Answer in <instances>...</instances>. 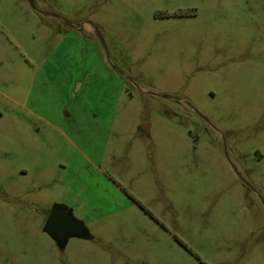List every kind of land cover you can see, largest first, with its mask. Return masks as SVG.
<instances>
[{
  "label": "rangeland",
  "instance_id": "374dc122",
  "mask_svg": "<svg viewBox=\"0 0 264 264\" xmlns=\"http://www.w3.org/2000/svg\"><path fill=\"white\" fill-rule=\"evenodd\" d=\"M0 264H264V0H0Z\"/></svg>",
  "mask_w": 264,
  "mask_h": 264
},
{
  "label": "water",
  "instance_id": "95a60500",
  "mask_svg": "<svg viewBox=\"0 0 264 264\" xmlns=\"http://www.w3.org/2000/svg\"><path fill=\"white\" fill-rule=\"evenodd\" d=\"M140 128L148 133L149 125L143 124ZM43 231L48 234L63 250L71 238L92 239L86 226L75 218L71 209L63 204H54L49 212Z\"/></svg>",
  "mask_w": 264,
  "mask_h": 264
},
{
  "label": "crops",
  "instance_id": "0c3cea01",
  "mask_svg": "<svg viewBox=\"0 0 264 264\" xmlns=\"http://www.w3.org/2000/svg\"><path fill=\"white\" fill-rule=\"evenodd\" d=\"M49 215V214H48Z\"/></svg>",
  "mask_w": 264,
  "mask_h": 264
}]
</instances>
